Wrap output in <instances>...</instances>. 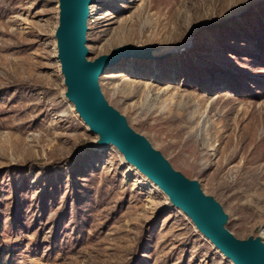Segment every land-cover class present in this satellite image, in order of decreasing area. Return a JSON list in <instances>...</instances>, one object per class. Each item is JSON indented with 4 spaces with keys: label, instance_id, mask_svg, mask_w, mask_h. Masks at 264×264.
Segmentation results:
<instances>
[{
    "label": "rangeland",
    "instance_id": "1",
    "mask_svg": "<svg viewBox=\"0 0 264 264\" xmlns=\"http://www.w3.org/2000/svg\"><path fill=\"white\" fill-rule=\"evenodd\" d=\"M57 0H0V264H231L63 98ZM105 101L264 244V0H92Z\"/></svg>",
    "mask_w": 264,
    "mask_h": 264
},
{
    "label": "water",
    "instance_id": "2",
    "mask_svg": "<svg viewBox=\"0 0 264 264\" xmlns=\"http://www.w3.org/2000/svg\"><path fill=\"white\" fill-rule=\"evenodd\" d=\"M92 0H57L53 32L55 60L64 87L63 98L71 104L99 148L112 147L123 162L154 185L169 205L180 211L194 229L231 264H264L260 237L239 240L224 226L227 216L218 202L205 195L195 180L172 169L166 159L134 132L125 118L104 99L98 77L120 59L147 57L149 50L123 45L88 60L86 20Z\"/></svg>",
    "mask_w": 264,
    "mask_h": 264
},
{
    "label": "bare ground",
    "instance_id": "3",
    "mask_svg": "<svg viewBox=\"0 0 264 264\" xmlns=\"http://www.w3.org/2000/svg\"><path fill=\"white\" fill-rule=\"evenodd\" d=\"M264 232V228L262 229V233Z\"/></svg>",
    "mask_w": 264,
    "mask_h": 264
}]
</instances>
